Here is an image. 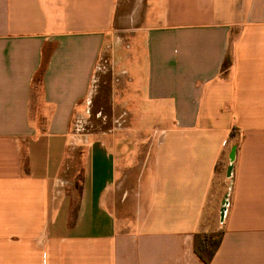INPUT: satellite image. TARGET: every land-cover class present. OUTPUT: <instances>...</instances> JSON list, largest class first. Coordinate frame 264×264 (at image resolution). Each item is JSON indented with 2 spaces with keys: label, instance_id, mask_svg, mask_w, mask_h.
I'll use <instances>...</instances> for the list:
<instances>
[{
  "label": "crops",
  "instance_id": "0c3cea01",
  "mask_svg": "<svg viewBox=\"0 0 264 264\" xmlns=\"http://www.w3.org/2000/svg\"><path fill=\"white\" fill-rule=\"evenodd\" d=\"M124 22L118 124L79 140ZM220 232L211 264H264V0H0V264H203Z\"/></svg>",
  "mask_w": 264,
  "mask_h": 264
},
{
  "label": "rangeland",
  "instance_id": "374dc122",
  "mask_svg": "<svg viewBox=\"0 0 264 264\" xmlns=\"http://www.w3.org/2000/svg\"><path fill=\"white\" fill-rule=\"evenodd\" d=\"M152 22L149 19L145 25H149ZM134 27L135 22H124L116 38L115 51L111 49L103 56L96 73L90 105L85 109L83 114L75 117L73 120V131H75L74 133L79 140H95L101 138H108L110 140L112 129L118 124L116 120L119 119V114L117 111H113V98L115 97L116 102H119L123 96L124 86L130 84L128 81L129 76H123V74L121 76L117 75L120 71L121 62L130 72L134 71L131 68L134 60L127 57L128 46L132 40L131 36L134 32ZM137 56H142L141 51H139ZM114 83L117 85L116 87H112ZM126 118L123 117L121 122L125 121ZM72 169V175L77 179L79 172L82 171V163L80 160Z\"/></svg>",
  "mask_w": 264,
  "mask_h": 264
},
{
  "label": "trees",
  "instance_id": "16d2710c",
  "mask_svg": "<svg viewBox=\"0 0 264 264\" xmlns=\"http://www.w3.org/2000/svg\"><path fill=\"white\" fill-rule=\"evenodd\" d=\"M223 233H197L195 235V253L201 259L203 264H211L215 254L222 242Z\"/></svg>",
  "mask_w": 264,
  "mask_h": 264
},
{
  "label": "water",
  "instance_id": "95a60500",
  "mask_svg": "<svg viewBox=\"0 0 264 264\" xmlns=\"http://www.w3.org/2000/svg\"><path fill=\"white\" fill-rule=\"evenodd\" d=\"M230 172H231V169H230Z\"/></svg>",
  "mask_w": 264,
  "mask_h": 264
}]
</instances>
